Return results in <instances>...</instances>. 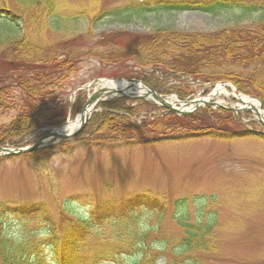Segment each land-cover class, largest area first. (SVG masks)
Masks as SVG:
<instances>
[{
    "label": "trees",
    "instance_id": "16d2710c",
    "mask_svg": "<svg viewBox=\"0 0 264 264\" xmlns=\"http://www.w3.org/2000/svg\"><path fill=\"white\" fill-rule=\"evenodd\" d=\"M89 4L86 8L83 1L72 4L67 0H0V27L13 30L15 34L5 36L0 31V111L16 112L9 125L0 126V147H16L17 140L30 133L65 123L68 117L65 95L71 76L78 71V60L53 53L51 36L69 23H87L83 37L92 38L87 39L91 44L111 41L104 44L102 51L96 46L91 55L113 66L112 76L138 78L128 66H123L132 61L136 68L174 73L201 84L230 81L239 92L257 97L264 109V74L259 72L264 69V25L233 27L212 33H187L157 27L144 34L122 32L112 38L93 32V25L102 18L123 24L164 12L216 15L233 9L248 12L257 9V5L246 4L244 0H170L127 4L113 9L101 8L96 1ZM19 30L22 32L17 37ZM83 37L76 36L77 39ZM250 69L258 74L243 75ZM148 83L158 93L175 94L180 100L190 95L176 87L163 91L154 83ZM132 104L126 99L100 104L76 138L45 149L48 157L67 153L64 149L72 152L73 146L80 143L103 149L121 144L151 146L202 137L225 140L242 136L233 133L235 121L227 111L204 109L187 117L165 114L144 119L136 125L137 118L148 105L140 101ZM81 107L77 99L71 108L72 119ZM34 154L27 155L33 160ZM31 163L38 173L39 160ZM160 207L157 197L140 193L123 201L94 203L87 216L76 218L62 213L56 221L50 218L43 203H0V264H47L45 251L49 252L54 264H117L119 259L132 257L139 259L131 264H152L149 258L154 244H145L147 233H140L134 227L133 214L141 210L160 211ZM6 218L17 220V231H9ZM31 224L38 229L29 228ZM39 236L42 239L37 242ZM211 237L208 226H186L181 249L212 253L215 247L207 242ZM168 245L165 238L159 248ZM190 260L192 262L186 263L181 256H174L166 264H199V259Z\"/></svg>",
    "mask_w": 264,
    "mask_h": 264
},
{
    "label": "rangeland",
    "instance_id": "374dc122",
    "mask_svg": "<svg viewBox=\"0 0 264 264\" xmlns=\"http://www.w3.org/2000/svg\"><path fill=\"white\" fill-rule=\"evenodd\" d=\"M82 1L86 8L91 1H96L101 8L113 9L139 2L170 0H67L72 4ZM244 1L251 3L253 0ZM262 19L263 13L243 14L238 9L220 11L216 15L164 12L123 24L115 19L102 18L93 25V32L109 38L122 32L144 34L157 27L187 33H212L263 24ZM87 29V23H69L51 36L53 53L78 60V71L72 76L66 95L71 102L76 88L98 79H108L113 68L91 55L96 46L102 51L104 44L111 41L91 44L87 39L92 38L83 37ZM0 31L5 36H15L13 30L0 27ZM21 32L16 33L17 37ZM78 35L83 38L77 39ZM132 63L128 61L123 66L132 68L133 74L142 76L145 81L164 80L152 74L150 69L134 68ZM261 71L264 74V69ZM251 73L246 71L244 75ZM190 87L196 95L203 91V87ZM83 93L85 97L89 94ZM220 100L221 96H217L213 102ZM153 107H144L141 117L156 116L159 111ZM15 116L16 112L0 111V126H7ZM250 120L254 124L253 130H260L255 127L259 123L257 117L251 114ZM38 136L39 133L29 134L20 145H31ZM226 142L202 138L151 146L121 144L113 149L107 148L110 146L106 149L76 147L70 155L60 158H50L46 152L40 151L33 155V161L40 160L38 173L28 161L30 157L0 164V201L42 202L48 208L50 218L57 221L62 213L76 218L87 216L93 204L103 200L123 201L135 194L149 193L160 200V211H135L133 225L140 233H147L146 245L154 244L149 258L152 264H166L169 257L174 256H181L186 263L196 258L199 264H264V140L253 137ZM181 215L203 224L212 221L216 252L202 254L180 250L182 230L173 218L176 220ZM5 221L9 231H17L16 219L6 218ZM29 228L36 230L37 227L31 224ZM165 238L169 245L159 248ZM41 239L39 236L36 241ZM44 255L47 264H54L49 252L45 251ZM132 258L119 259L117 264H131L139 259Z\"/></svg>",
    "mask_w": 264,
    "mask_h": 264
},
{
    "label": "bare ground",
    "instance_id": "6f19581e",
    "mask_svg": "<svg viewBox=\"0 0 264 264\" xmlns=\"http://www.w3.org/2000/svg\"><path fill=\"white\" fill-rule=\"evenodd\" d=\"M96 86L99 87V89L103 92L102 97L103 98H111L116 95H126L129 96L132 92H136L138 95H143L145 93V89L143 86L139 84H133L129 82H116V81H106L103 83L96 84ZM223 92V89H217L216 93ZM243 104L244 106L255 109L256 113L258 114V120L260 123L264 124V113H259V108H257V104L255 102H251V100H247L242 96H236ZM96 100L95 94L89 96V102L88 104H92ZM157 102H160L156 99ZM170 102V101H169ZM170 104H172L170 102ZM190 108H187L186 110H189ZM79 120L75 123L68 124L66 127L60 129L58 134H63L67 131H73L78 127Z\"/></svg>",
    "mask_w": 264,
    "mask_h": 264
},
{
    "label": "water",
    "instance_id": "95a60500",
    "mask_svg": "<svg viewBox=\"0 0 264 264\" xmlns=\"http://www.w3.org/2000/svg\"><path fill=\"white\" fill-rule=\"evenodd\" d=\"M149 94H150L153 98H155V99H157V100H163V99H166V97L159 96V95L155 94V93H154L152 90H150V89H149ZM97 98H98L97 101H96L94 104L92 103L93 105H92V104L89 105L88 103L86 104L84 110H83L82 113H81L80 124H79V127H78V129H77L76 131L70 132V133H68L67 135H63V136H55V135H53V134H50V135H48V136H46V137H44V138H42V139L36 141L35 144H34L33 146L27 147V148L22 149V150H19V151L3 150V149H0V153L5 152V154H2V156L17 155V154H20V153H23V152H29V151H31V150H34V149L38 148V147H39L44 141H46V140H49V139H55V138L58 139V140H61V139L70 138V137L76 135L77 133L80 132V130H81L83 124L88 120V118H86L87 116L85 117V115L87 114V112H88L90 109L94 108V107H95L97 104H99L100 102H103V99L101 98V95H100V94L98 95ZM198 102H199V100H197L196 102H192V103H196V104H197ZM177 104H179V103L177 102ZM183 105H187V103L184 102ZM163 107L166 108V109H168L171 113H174V114H180V115H184V114H185V113H182V112H180V111H178V110H176V109H173V108H171V107H169V106H167V105H163Z\"/></svg>",
    "mask_w": 264,
    "mask_h": 264
}]
</instances>
